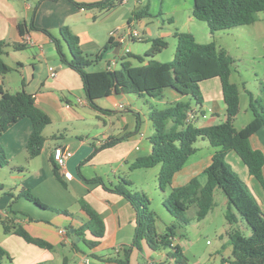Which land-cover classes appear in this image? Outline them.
Returning a JSON list of instances; mask_svg holds the SVG:
<instances>
[{"label":"crops","instance_id":"obj_1","mask_svg":"<svg viewBox=\"0 0 264 264\" xmlns=\"http://www.w3.org/2000/svg\"><path fill=\"white\" fill-rule=\"evenodd\" d=\"M96 1L100 0H0V39L8 43L3 58L12 67L6 74H0V96L2 91L15 93L26 89L51 119L43 131L42 151L35 157H31L27 150L33 129L29 117L20 119L2 134L0 141L8 164H0V214L14 218L31 234L54 245L53 249H48L30 243L18 234L6 233L0 223V245L11 257L3 259L1 264H64L65 259L67 264H120L127 250L129 264H176L169 256V248L153 250L145 240L141 241L140 248L133 245L137 220L133 204L123 195L106 189L100 182L86 179L100 176L112 187L122 178H128L133 187H137V172L142 169H131L130 163L152 150L149 137L154 127L149 118L150 106H155V100L173 103L187 97L171 87L165 88L161 99L112 92L97 100L103 110L95 109L89 102L80 74L61 62L54 40L43 29L51 31L61 40L67 55H70L69 49L60 33L63 25L71 28L78 36L83 51L92 57L113 39L114 46L97 63L104 66L100 70L108 68L114 61L116 64L112 69L120 68L122 60L118 62V58L124 56L121 55L124 48L144 56L152 38L168 35L176 38L175 31L181 30L166 28L164 18L172 24H179L182 18L181 25L192 24L194 3L193 0H176L171 7L165 8L166 0H162L158 18L151 20L144 16L131 21L135 11L148 7L150 12V1L153 0H115V5L109 9L83 8L77 4ZM31 22L37 28L31 27ZM20 23L27 25L24 33L19 30ZM113 30L117 32L115 36H111ZM130 31H138L140 39L131 38ZM188 31L196 37L192 28ZM131 41H147L145 48H141L145 54L131 45ZM14 43L22 47L15 48ZM174 45L176 51L177 38ZM126 59L133 66L148 62L145 60L142 63L133 57ZM52 69L55 75H52ZM204 81L212 82L207 91L202 85ZM204 81L201 83L203 104L194 106L193 122L197 126L220 123L227 117L221 79L214 77ZM241 110L235 122L241 116ZM244 110L247 118L240 128L253 119V112L251 116L247 109ZM124 134H128L125 139L101 148L111 137ZM250 142L254 149L264 152V127L251 136ZM58 146L68 152L65 169L60 166L58 169L63 181L57 176L54 163L53 151ZM213 154L214 151L207 158L186 163L175 173L172 187L181 186L200 175H203L200 179L205 183L207 177L203 172L212 162ZM227 159L239 172L264 213V184L250 173L236 151L231 150ZM152 168L156 167L147 168L146 172ZM65 171L70 177L65 176ZM23 188L29 189L46 207L21 195ZM143 192L147 194L146 190ZM81 198L87 200L105 222V234L94 246H89L78 232L88 220L79 201ZM159 219L156 227L159 233H163L169 224L160 226ZM226 223L220 232L221 243L215 251L214 264H231L232 243L228 231L232 226L227 219ZM241 224L242 220L239 221ZM61 229H66L67 233H62ZM83 233L87 240H96L89 230L83 229ZM74 235L79 236V241L73 238ZM173 244L183 248L188 264L200 263V259L191 252L192 242L180 232L174 237Z\"/></svg>","mask_w":264,"mask_h":264},{"label":"trees","instance_id":"obj_2","mask_svg":"<svg viewBox=\"0 0 264 264\" xmlns=\"http://www.w3.org/2000/svg\"><path fill=\"white\" fill-rule=\"evenodd\" d=\"M115 3V0H100L77 4L83 8L109 9ZM260 11H264V0H194L193 15L195 18L206 21L210 30L214 32L252 24L257 20ZM147 15H151L148 7L135 11L131 21ZM31 27L37 28L32 22ZM26 29V23L19 24L21 33H24ZM43 30L54 40L61 62L80 74L89 102L95 109L103 110L97 104V100L112 92L135 93L141 97L150 96L161 99L165 88L171 87L187 97L164 108L150 106L149 118L154 127V132L149 137L152 150L148 155L137 157L130 163L131 169L160 165L158 181L162 201L174 217V221L167 225L163 233L157 230L156 222L159 216L151 206V198L145 192L135 190L130 179L122 178L112 187L107 185L100 176L86 179L89 182H100L106 189L123 195L133 204L137 211L133 245L140 248L141 241L145 240L153 250L169 248V256L175 260L176 264H188L183 248L180 245H174L173 239L179 234V228L192 221L186 214L187 210L195 205L196 219H204L215 205V190L221 188L228 198L225 215L227 222L232 226L228 231L232 243L230 263L264 264V213L247 184L226 160L229 151H236L247 164L250 173L264 184V152L254 149L250 142L251 136L264 127V82L261 86L262 96H255L253 92L247 90L253 119L238 129L235 126V118L240 111V91L238 84L230 80L233 58L225 49L218 48L215 41L201 43L197 41L192 32L177 30L174 33L177 46L172 60L161 62L155 58L168 46L167 40L156 37L150 40L151 46L144 56L131 52L127 55V58L133 57L142 63L148 60L147 63L133 66L131 61L125 58L120 68L89 71L87 67L99 61L104 53L114 46L113 39L103 47L100 53L92 57L83 51L78 36L71 28L63 25L60 33L69 49L70 55H67L61 40L51 31ZM7 44L6 41L0 39V74H6L12 70L3 58ZM14 47L21 48L22 45L14 43ZM214 77H219L222 82L226 120L207 126H197L193 120L187 121L188 112L189 110L194 111L195 105L203 104L201 83ZM24 117H29L33 124L27 150L31 157H35L42 151L45 139L43 131L51 119L37 106L35 96L26 89L15 93L2 91L0 138L5 131ZM138 124L140 125V118ZM127 135L111 137L101 148L112 146L125 139ZM200 137L207 138L212 146L218 147L214 151L212 162L203 172L207 177L206 182L203 183L199 176H194L187 183L172 187L175 173L181 170L198 150L195 142ZM54 163L57 176L63 181L55 159ZM0 164H8L1 141ZM21 195L46 207L29 189L23 188ZM79 201L88 215V220L78 232L89 246H94L105 234V222L100 213L87 200L81 198ZM240 220H244L249 225L250 235L242 231L239 225ZM0 223L6 233L18 234L26 241L40 247L54 248L52 243L34 236L14 218L3 217L0 214ZM83 229L89 230L96 240H87ZM73 244L77 245L75 241ZM5 258L10 259L11 257L8 251L0 245V264ZM64 264H67L66 259ZM120 264H129V250L126 252L125 259L120 260Z\"/></svg>","mask_w":264,"mask_h":264},{"label":"rangeland","instance_id":"obj_3","mask_svg":"<svg viewBox=\"0 0 264 264\" xmlns=\"http://www.w3.org/2000/svg\"><path fill=\"white\" fill-rule=\"evenodd\" d=\"M161 2L162 0L150 1V12H152V14L147 15L148 19L154 20L159 17L157 13H159ZM174 2H176V0H166L164 5L165 8L171 7ZM257 17V20L252 24L216 30L214 32L210 30L206 21L198 18H194V22L187 26L181 25L184 18L181 19L179 24H172L167 18L163 20L165 27L171 30L179 28L181 31H188L189 28H192L198 42L206 43L215 41L218 48L225 49L228 54L232 56L233 63L230 80L239 86L240 104L242 105V110L240 109L241 116H239V119L235 122V126L238 128L246 122L245 120L247 117L245 116L244 109H247L248 113L252 116L250 106L248 107L250 96L247 90L253 92L255 96L263 95L261 86L262 82H264V11L258 12ZM164 39L170 43V46L164 48L155 58L170 60L174 56V41H176V38L172 35H168ZM131 43V45H134L138 50L140 49L142 54H145V51H141V48H145L147 41H131ZM128 53L129 50L124 48L121 53V55L124 56L119 57L118 62H121V60L123 61ZM103 67L102 64L94 62L87 67V70L96 71ZM211 83L212 82L206 81L202 83L205 91L208 90L207 87ZM170 104L171 103L167 101H154V105L158 108H164ZM195 145L198 147V151L189 158L187 163L198 158H207L211 152L218 148L212 146L205 137H200L195 142ZM228 153H231V151ZM227 155L226 160L232 166L227 159ZM155 167L156 168L148 170L149 172H146L147 168H140L142 170H139L136 176L138 185L134 187V189L141 193L143 190H146L147 195L151 198L152 208L160 217L159 224L163 226L164 224H171L174 221V217L163 204L157 177L160 165ZM232 168L239 174L233 166ZM200 178L202 179L203 175H200ZM240 178L243 180L241 176ZM214 199V207L207 214L208 216L202 220L196 219V206H191L186 214L192 219V222L178 229V232L192 242L191 252L200 259L199 264H214V257L217 255L215 251L220 248L221 243L220 232L223 230L224 226L227 225L225 214L228 208V198L221 188L215 190ZM240 226L246 235L251 234V229L244 220L243 225L241 224ZM219 262L220 261H218V263Z\"/></svg>","mask_w":264,"mask_h":264},{"label":"built area","instance_id":"obj_4","mask_svg":"<svg viewBox=\"0 0 264 264\" xmlns=\"http://www.w3.org/2000/svg\"><path fill=\"white\" fill-rule=\"evenodd\" d=\"M116 33L117 32L114 31V30L111 31V36H115ZM129 36L131 38H134V39H140V33L138 31H130ZM121 40H124L123 37H121ZM114 64H116L115 61L112 62L110 65H108V68L112 69ZM55 74H56V72L53 70L52 71V75H55ZM194 117H195L194 111L193 110H189L187 121H192L194 119ZM53 155H54V158H55L56 162L58 163V165L64 170L65 169V165H66V159H67V156H68V152L65 151L63 149V147L58 146V147L54 148ZM64 174H65L66 177H70V174L67 171H65ZM60 231L62 233H67L66 229H61Z\"/></svg>","mask_w":264,"mask_h":264},{"label":"water","instance_id":"obj_5","mask_svg":"<svg viewBox=\"0 0 264 264\" xmlns=\"http://www.w3.org/2000/svg\"><path fill=\"white\" fill-rule=\"evenodd\" d=\"M76 241H79V236H76V235H74V237H73ZM161 264H163V263H161Z\"/></svg>","mask_w":264,"mask_h":264}]
</instances>
